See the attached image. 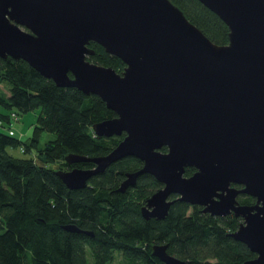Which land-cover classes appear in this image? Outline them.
<instances>
[{
  "label": "water",
  "instance_id": "obj_1",
  "mask_svg": "<svg viewBox=\"0 0 264 264\" xmlns=\"http://www.w3.org/2000/svg\"><path fill=\"white\" fill-rule=\"evenodd\" d=\"M198 1L227 26V45L211 42L171 0H0V59L98 97L115 118L94 124L95 136L125 134L106 156H66L68 165H94L56 172L67 189H84L110 165L136 158L143 168L116 191L145 174L162 185L141 208L144 220H164L172 196L211 217L233 214L244 222L230 237L256 255L243 264H264V0ZM90 43L123 71L88 62ZM188 167L196 172L184 177ZM239 194L255 205H239ZM151 254L186 264L166 245Z\"/></svg>",
  "mask_w": 264,
  "mask_h": 264
},
{
  "label": "trees",
  "instance_id": "obj_2",
  "mask_svg": "<svg viewBox=\"0 0 264 264\" xmlns=\"http://www.w3.org/2000/svg\"><path fill=\"white\" fill-rule=\"evenodd\" d=\"M171 1L211 42L228 44L225 23L198 0ZM88 47L94 51L86 57L88 62L123 71L118 58L95 43ZM0 85L8 93L0 90V120L5 126L11 112L21 117L39 110L26 141L0 130V264H88V252L93 264H110L115 253L121 264H163L151 254L154 245H166L170 256L186 264H243L254 259L245 245L230 237L239 226L234 216L211 217L173 198L164 220H144L141 207L160 184L145 174L124 193L116 191L126 174L143 168L136 158L116 162L91 177L84 189H67L56 172L94 165H68L66 156H106L122 140L99 138L92 131L94 124L115 115L98 97L58 88L21 60L0 59ZM44 132L54 139L39 149ZM16 147L31 156L10 155L7 149ZM66 226L80 232H69Z\"/></svg>",
  "mask_w": 264,
  "mask_h": 264
},
{
  "label": "rangeland",
  "instance_id": "obj_3",
  "mask_svg": "<svg viewBox=\"0 0 264 264\" xmlns=\"http://www.w3.org/2000/svg\"><path fill=\"white\" fill-rule=\"evenodd\" d=\"M0 90L5 95L8 94L5 86L0 85ZM38 114H39V110L29 111V112L24 113L21 117H19L18 121L13 123V126L11 127V129L4 130L3 132L8 135L19 138L22 141H26L32 134ZM52 139H54L53 134L46 133V132L42 133L40 136L38 148L39 149L42 148L47 141L52 140ZM7 151L10 155L16 158H26V157L31 156L27 154H22L20 151V147L8 148ZM120 259H121L120 256L117 255L116 259L114 260L112 264H120Z\"/></svg>",
  "mask_w": 264,
  "mask_h": 264
},
{
  "label": "flooded vegetation",
  "instance_id": "obj_4",
  "mask_svg": "<svg viewBox=\"0 0 264 264\" xmlns=\"http://www.w3.org/2000/svg\"><path fill=\"white\" fill-rule=\"evenodd\" d=\"M119 137H121L122 139L125 137V134H122L121 136H119ZM165 149V148H164ZM162 150V149H161ZM160 150V152H162ZM164 152H166V149H165V151ZM163 152V153H164ZM132 158V157H131ZM125 159V158H124ZM140 161V160H139ZM141 162V161H140ZM142 163V162H141ZM115 164V163H114ZM143 164V163H142ZM113 165V164H112ZM111 166V165H110ZM109 166V167H110ZM108 167V168H109ZM187 170H189L190 171V175L189 176H186V174L184 173V177H190L191 175H193L195 172H196V169L195 168H193V167H188V168H186L185 169V172L187 171ZM137 178H139V176L137 177ZM156 181V180H155ZM157 182V181H156ZM158 184H160L159 182H157ZM160 187L162 188V185L160 184ZM231 187L232 188H234L235 190H241L242 188H243V186H240V185H234V184H232L231 185ZM173 198H175L174 196H172V197H170V199L169 200H172ZM236 202L239 204V205H241V206H254L255 205V203H256V200H255V198H253V197H250V196H248V195H246V194H239V195H237V197H236ZM146 204V203H145ZM145 206V205H144ZM143 207V206H142ZM141 207V208H142ZM200 208V207H199ZM201 209V208H200ZM140 213H141V210H140ZM230 216H234L233 214H230V215H227L226 217H230ZM235 217V216H234ZM223 218H225V217H223ZM236 218V217H235ZM237 219H239V225L240 224H242L243 222H244V220H243V218H241V217H238ZM155 220V219H154ZM239 227V226H238ZM238 229V228H237ZM152 249V248H151ZM86 252H88V251H86ZM253 254V253H252ZM117 255H119L118 253H115V257H114V260L116 259V256ZM255 255V254H254ZM255 257H256V255H255ZM254 257V258H255ZM86 261H87V263L88 264H93V260H92V257H91V255L89 254V252L86 254ZM114 260H113V262H114ZM253 260V259H252ZM112 262V263H113ZM120 262H121V259H120ZM112 263H110V264H112ZM121 264V263H120Z\"/></svg>",
  "mask_w": 264,
  "mask_h": 264
},
{
  "label": "built area",
  "instance_id": "obj_5",
  "mask_svg": "<svg viewBox=\"0 0 264 264\" xmlns=\"http://www.w3.org/2000/svg\"><path fill=\"white\" fill-rule=\"evenodd\" d=\"M19 120V116L15 113V112H11V114L9 115V122L8 124L5 126V123L0 120V130L4 131L7 129H10L13 126V123ZM21 152H23V149H20ZM37 159L35 158V161Z\"/></svg>",
  "mask_w": 264,
  "mask_h": 264
},
{
  "label": "crops",
  "instance_id": "obj_6",
  "mask_svg": "<svg viewBox=\"0 0 264 264\" xmlns=\"http://www.w3.org/2000/svg\"><path fill=\"white\" fill-rule=\"evenodd\" d=\"M11 129V128H10ZM8 130V129H7ZM19 139V138H18Z\"/></svg>",
  "mask_w": 264,
  "mask_h": 264
}]
</instances>
